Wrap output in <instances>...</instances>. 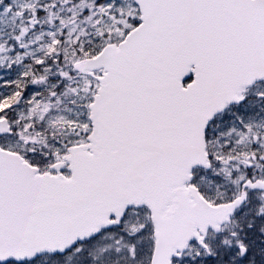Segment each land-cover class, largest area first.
Listing matches in <instances>:
<instances>
[{
  "label": "snow or ice",
  "instance_id": "obj_1",
  "mask_svg": "<svg viewBox=\"0 0 264 264\" xmlns=\"http://www.w3.org/2000/svg\"><path fill=\"white\" fill-rule=\"evenodd\" d=\"M0 264H264V0H0Z\"/></svg>",
  "mask_w": 264,
  "mask_h": 264
}]
</instances>
